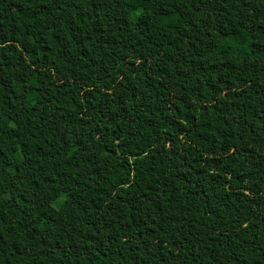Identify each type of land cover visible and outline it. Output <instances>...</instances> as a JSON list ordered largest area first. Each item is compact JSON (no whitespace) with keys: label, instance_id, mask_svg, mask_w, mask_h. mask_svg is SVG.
<instances>
[{"label":"trees","instance_id":"obj_1","mask_svg":"<svg viewBox=\"0 0 264 264\" xmlns=\"http://www.w3.org/2000/svg\"><path fill=\"white\" fill-rule=\"evenodd\" d=\"M0 264H264V0H0Z\"/></svg>","mask_w":264,"mask_h":264}]
</instances>
